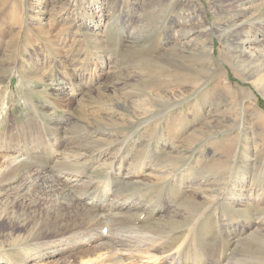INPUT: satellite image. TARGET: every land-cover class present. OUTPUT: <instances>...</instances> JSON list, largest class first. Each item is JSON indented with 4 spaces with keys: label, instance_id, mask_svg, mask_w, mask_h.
I'll use <instances>...</instances> for the list:
<instances>
[{
    "label": "rangeland",
    "instance_id": "1",
    "mask_svg": "<svg viewBox=\"0 0 264 264\" xmlns=\"http://www.w3.org/2000/svg\"><path fill=\"white\" fill-rule=\"evenodd\" d=\"M35 128L42 141L28 145ZM41 143L80 171L31 166L0 193V213L22 205L32 215V205L106 189L107 201L135 210L163 195L182 231L222 201L223 214L231 204L242 217L237 236H218L241 244L200 264H264V0H0V172ZM107 173L125 179L121 193L104 183ZM41 212L35 226L0 215V264L26 254V264H76L71 256L125 238L90 225L35 238ZM149 243L131 244L135 256L157 257L137 264H177Z\"/></svg>",
    "mask_w": 264,
    "mask_h": 264
},
{
    "label": "bare ground",
    "instance_id": "2",
    "mask_svg": "<svg viewBox=\"0 0 264 264\" xmlns=\"http://www.w3.org/2000/svg\"><path fill=\"white\" fill-rule=\"evenodd\" d=\"M28 132L29 131H27V135H25V142L28 145L42 141V137L39 135L40 133L36 131V128L33 133L29 134ZM59 134L58 130H56V136H59ZM53 153V149L50 145L45 146L41 143L37 151L28 149L24 153L26 156L24 160L18 162L13 160L9 162L5 169L0 172V193L9 183H12L13 181L15 182L19 175L24 173L31 166H37L41 168V170L54 171L56 168L65 164L71 167L70 170L72 171H80L79 168H81L83 164L79 161L76 162L64 157V162L62 164L60 160H55ZM119 167H122V162H120ZM125 182L124 178L114 177L113 174L109 173L106 174L104 179V183H108L107 185H109L110 189L115 188L117 194L121 193V187ZM106 191V189L101 191L97 189L90 193L88 189L78 190L73 196L71 195V198L55 205L43 207L44 205L36 204L30 206V209L33 211L32 215H30L31 213H26V210L29 209L22 205L18 208L16 205H12L9 209L1 212L0 215L9 222L17 221L21 223L22 221H19V219L21 220L24 218L25 222L31 220L34 222V225L38 222L37 213L43 211L44 216H41V218H44L45 221L42 220L44 223L39 226L37 233L34 235L35 238L43 239L47 238L49 235L52 237H65L68 234L71 235L70 237H73L84 232V225H90L88 227V230L90 231L102 227L105 232H113L117 236L125 237L120 240H111L108 238L107 242H102L92 249L83 250L79 252L78 255L71 256L70 259L76 264H85L94 257L102 255L105 251H108L111 255L108 258L106 257L102 264H137L142 258L156 260L157 257L151 256L148 249L137 250L139 251V255H134L133 246H131V244L145 242L146 244L147 242H151L152 244L149 243L151 244L150 247L153 248L155 252H158L161 249L163 250V253L173 252L177 264H187L188 261L200 264L201 261L208 257H211L220 263L221 260H225L229 253H231V247L233 245L238 247L241 244V241L238 240L231 243L229 234H226L223 239H220L221 236H218L219 234L224 233V229L227 233L234 231V234L236 236L238 235L239 229L236 224L240 221H237L236 219H240L241 215L239 216L237 208L231 204H226L227 212L223 214L221 210L222 201H217L213 204L212 208L211 206H209V208L205 207V210H202V214L198 219L192 225H189L186 230L175 231L172 229L169 222L175 221L177 216L176 213L172 214L171 211L163 207L161 201L163 195L156 198L153 197V202L149 201L147 204H144L142 207L139 206L140 208L135 210L132 209L131 204L127 203V201H107L105 199ZM101 192L104 193L101 194ZM181 192L183 193L182 187H179L178 192L174 191L172 194H169V199H175L176 196H179L177 194ZM89 194L90 198H88L90 202H83V198ZM43 212H41V215H43ZM210 214L214 217V223L212 225L210 223L204 225L203 222L207 220ZM223 221L225 223V228H223ZM26 225V223H23L17 226L18 228H23ZM116 225H118L120 231L114 230L113 227ZM17 226L12 225L11 227L14 228ZM55 226L58 228L56 232H54ZM123 232L130 235H121ZM99 235V240H104V234L100 233ZM209 236L215 238L210 239ZM26 239L28 240V238L23 237H18L17 240L14 238L15 242L20 241L22 244L31 241H27ZM222 242V247L216 246V244L219 245ZM40 249L41 248H32L33 251H39ZM49 249L50 248H47V246L45 247L43 250L44 256H50L53 254V251H50ZM131 251H133L131 254H126ZM28 256L29 254H26L25 257L20 256L19 259L18 257H13L12 261H19L18 264H26ZM86 259L88 260L86 261Z\"/></svg>",
    "mask_w": 264,
    "mask_h": 264
}]
</instances>
